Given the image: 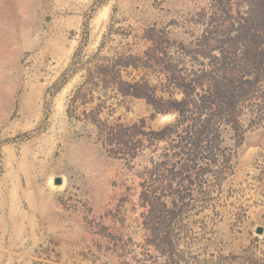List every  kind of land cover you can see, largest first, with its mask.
Instances as JSON below:
<instances>
[{"label":"rangeland","instance_id":"obj_1","mask_svg":"<svg viewBox=\"0 0 264 264\" xmlns=\"http://www.w3.org/2000/svg\"><path fill=\"white\" fill-rule=\"evenodd\" d=\"M263 5L0 0V264H264V57H253L264 48ZM205 37L217 42L204 48ZM201 52L253 72L232 110L235 128L221 120L202 135L190 128L157 141L148 131L173 114L78 88L106 58L164 55L160 66L122 71L130 82L145 71L154 86L166 82L157 70L168 62L183 73L208 63ZM141 117L143 145L129 148L126 136L123 155L110 125ZM192 137L201 147L183 141L180 151L177 141ZM149 169L151 213L138 200Z\"/></svg>","mask_w":264,"mask_h":264},{"label":"trees","instance_id":"obj_2","mask_svg":"<svg viewBox=\"0 0 264 264\" xmlns=\"http://www.w3.org/2000/svg\"><path fill=\"white\" fill-rule=\"evenodd\" d=\"M262 13L264 14V5L262 7ZM262 29L261 36H258L261 44L264 42V24L260 26ZM241 29V26H240ZM238 38L244 39V50L242 56L248 57L245 49L247 44L245 41L251 40L247 35L244 25V32L238 35ZM252 41H255L252 38ZM212 42L216 43V40L211 37H205L201 42V46L204 48L210 46ZM262 46V45H261ZM264 48L253 57H264ZM203 58H208V63L202 62L200 68L190 70L187 73L178 72L176 66L171 63L165 64V66L158 69V73L162 74L166 78L164 84L156 83L151 86L148 83L146 72L144 74L130 82L122 80V71H127V68L133 70L148 69L153 66H160L164 60L162 54H146V59L138 57L136 55H119L111 58H106L100 63L93 64L92 67L87 69L84 79L78 88L87 86L88 93L93 96L92 92H98V98L102 96L110 97L120 94L121 96H130L137 99H142L146 105H148L153 116L156 113L160 114H173L172 121L166 123L164 126L157 130L150 129L148 133L156 136L157 141L166 140L167 137L178 132H183L191 129L193 135L198 136L210 131L214 125L219 121H229L227 123H233L235 128L237 119L233 114V107L235 102L244 92V82H249L248 75H252L244 63V66H238L234 61L227 62L223 60L219 65H215L211 61L210 56L205 52H201ZM246 61H249L247 59ZM153 63V64H151ZM245 77V79H244ZM159 89L161 92H166L167 97L157 95L156 91ZM111 93H108L110 92ZM175 95H179V98ZM228 115L230 119L225 120L224 115ZM145 117L138 118L136 121L131 122L126 127L116 124L110 125V128H118V151H121L123 155L128 153L124 151L128 148V142L124 137L129 136L135 138V143L131 144L129 148L143 145V136L147 132L142 128L145 126ZM189 143L192 146L201 147V142L197 137H192L191 140L185 138L177 141V146L181 147L180 151H183L182 142ZM117 143V142H116ZM181 153V152H180ZM151 170L144 173L142 181L140 182V192L138 196L139 205L147 210H155V202L153 197V191L157 187H154L153 181L149 180ZM163 181H160L161 184ZM164 233V232H163ZM159 242L163 244H170L168 238L163 234L159 239Z\"/></svg>","mask_w":264,"mask_h":264},{"label":"water","instance_id":"obj_3","mask_svg":"<svg viewBox=\"0 0 264 264\" xmlns=\"http://www.w3.org/2000/svg\"><path fill=\"white\" fill-rule=\"evenodd\" d=\"M57 182H59V181H57ZM261 231H262L261 228L257 229L258 233H261Z\"/></svg>","mask_w":264,"mask_h":264}]
</instances>
